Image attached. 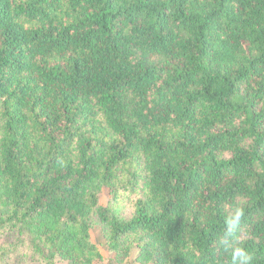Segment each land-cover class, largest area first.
Instances as JSON below:
<instances>
[{
  "label": "trees",
  "instance_id": "obj_1",
  "mask_svg": "<svg viewBox=\"0 0 264 264\" xmlns=\"http://www.w3.org/2000/svg\"><path fill=\"white\" fill-rule=\"evenodd\" d=\"M94 227L264 264V0H0V264H100Z\"/></svg>",
  "mask_w": 264,
  "mask_h": 264
},
{
  "label": "rangeland",
  "instance_id": "obj_2",
  "mask_svg": "<svg viewBox=\"0 0 264 264\" xmlns=\"http://www.w3.org/2000/svg\"><path fill=\"white\" fill-rule=\"evenodd\" d=\"M108 199V192L107 191H104L102 193V195L100 196V202L102 205H105L106 201ZM129 212L125 213V214H128ZM91 239L92 241L98 246L102 256H103V259L101 262H99L100 264H109V261L111 260V256L110 254L108 253L107 249H106V246H105V241H104V238H103V235L101 233V230L99 227H94L91 231ZM2 240H0V246L2 244ZM55 262L56 264H68L67 262L65 261H62L60 260L59 257H56L55 258ZM25 264H39L37 260L35 259H31V258H28L26 261H25ZM94 264H97L96 262Z\"/></svg>",
  "mask_w": 264,
  "mask_h": 264
}]
</instances>
